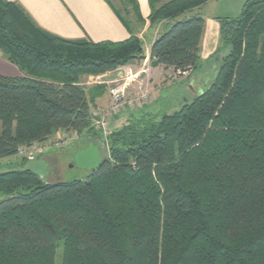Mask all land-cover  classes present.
I'll list each match as a JSON object with an SVG mask.
<instances>
[{
	"label": "trees",
	"instance_id": "16d2710c",
	"mask_svg": "<svg viewBox=\"0 0 264 264\" xmlns=\"http://www.w3.org/2000/svg\"><path fill=\"white\" fill-rule=\"evenodd\" d=\"M123 41L69 40L0 0V158L50 136L85 133L102 161L85 179L47 182L30 168L0 172V264H264V0L218 17L219 62L206 88L170 113L107 135L90 119L101 75L144 58L137 0H105ZM208 0H149L150 25L174 21L149 61L181 75L200 67ZM224 48H227L223 53Z\"/></svg>",
	"mask_w": 264,
	"mask_h": 264
},
{
	"label": "crops",
	"instance_id": "0c3cea01",
	"mask_svg": "<svg viewBox=\"0 0 264 264\" xmlns=\"http://www.w3.org/2000/svg\"><path fill=\"white\" fill-rule=\"evenodd\" d=\"M15 3L32 22L45 32L56 35L69 40H88L92 42L123 41L129 37L128 31L116 17L110 6L105 0H6ZM214 0H208L202 5L194 9V13L201 15L205 20L204 32L200 42V57L206 59L215 51L219 42V14H202L203 8L211 6ZM245 2V1H244ZM243 2V3H244ZM140 15L143 19V24L134 28L136 35L143 42L144 58L140 62L130 63L124 66H130L135 70L147 69V73L143 74L142 78L161 72L164 70L162 66L153 67L149 61L150 47L153 41L157 38V30L166 26L170 21H163L157 26L150 25L148 16L150 14L149 0H137ZM214 6L215 3H213ZM122 67V66H120ZM112 70L115 73L120 68ZM167 71L171 69H165ZM111 71L101 75H85L81 79L94 80L92 82L97 86L103 83L104 78L110 76ZM0 75L14 77L21 75L18 68L6 61L0 52ZM86 86L88 82L81 83ZM90 86V87H91ZM109 104L107 92L101 93L96 99L91 102L90 112L99 107H105ZM126 112H121L109 118L107 128L109 131L118 128L125 124L124 117L128 116ZM59 134V132L57 133Z\"/></svg>",
	"mask_w": 264,
	"mask_h": 264
},
{
	"label": "rangeland",
	"instance_id": "374dc122",
	"mask_svg": "<svg viewBox=\"0 0 264 264\" xmlns=\"http://www.w3.org/2000/svg\"><path fill=\"white\" fill-rule=\"evenodd\" d=\"M244 1L245 0H214V2L210 4L211 6L203 8L202 14H219L221 16L235 17L239 14ZM213 3H215V5L217 3V5L214 6ZM173 22L174 21H170L169 24L157 30V36L165 32ZM226 50L227 48H224L223 53L226 52ZM200 58V67L191 73L185 72L184 74L178 75L172 70L167 71L164 69L161 72H155L150 75L147 74V76L143 78L142 74L140 77L141 79H139L143 85H141V87L147 86L150 93V100L142 108L126 111V114L130 115L133 113L136 117H139L146 112L155 115L170 113L177 110L184 103L190 102L197 93L206 88L207 83L213 79L214 72L219 66V62L215 56L209 59L208 57L206 59ZM111 72L108 78H104L101 81L110 82L119 77L118 71L115 73L111 70ZM171 77H175V79ZM80 82H88L85 87L94 85L92 83L94 80H83ZM98 85L104 86V91L107 92L108 84L101 83ZM139 85V83H136L133 90L138 88ZM135 91H137V89ZM101 108L104 107H99V109ZM129 115L124 117V119H126L125 122L130 118ZM108 134L109 133L103 134L102 141L100 142L102 155H108L109 153ZM88 141V138L85 137V133L68 132L64 136L63 131H60L59 134L56 133L42 142L44 144V147L41 149L42 151L37 153L33 159H28L24 152H19L16 156L12 157H1L0 172L9 169L30 168L47 182L85 179L89 171L76 166L73 162V155L77 150L86 147L89 144ZM55 142H60L59 146L55 145ZM4 197V195L0 194V200H3ZM55 259L56 264H60L61 244L56 250Z\"/></svg>",
	"mask_w": 264,
	"mask_h": 264
},
{
	"label": "built area",
	"instance_id": "2783aa9c",
	"mask_svg": "<svg viewBox=\"0 0 264 264\" xmlns=\"http://www.w3.org/2000/svg\"><path fill=\"white\" fill-rule=\"evenodd\" d=\"M147 69L135 70L130 66H122L118 69L119 77L113 81H103L107 85V94L109 97V104L104 108H97L90 112L91 122L98 126L103 134L110 131L107 128V123L110 117L121 112L133 111L142 108L150 100L149 89L141 87L142 74H146ZM185 73V72H184ZM182 73V74H184ZM179 75V73H177ZM175 79V77H171ZM139 83L137 91L133 90L135 84ZM143 86V85H142ZM66 133H64L65 136ZM59 146L60 142H55ZM43 143H32L29 146H22L19 152H24L28 159H33L37 153L42 151Z\"/></svg>",
	"mask_w": 264,
	"mask_h": 264
},
{
	"label": "water",
	"instance_id": "95a60500",
	"mask_svg": "<svg viewBox=\"0 0 264 264\" xmlns=\"http://www.w3.org/2000/svg\"><path fill=\"white\" fill-rule=\"evenodd\" d=\"M102 161L100 149L93 143L77 150L73 155V162L79 168L91 171L96 169Z\"/></svg>",
	"mask_w": 264,
	"mask_h": 264
}]
</instances>
